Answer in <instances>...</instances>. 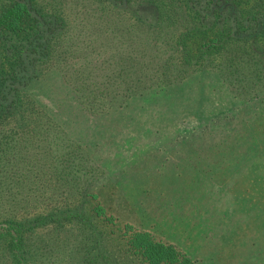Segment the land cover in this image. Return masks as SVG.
Instances as JSON below:
<instances>
[{
	"label": "trees",
	"instance_id": "1",
	"mask_svg": "<svg viewBox=\"0 0 264 264\" xmlns=\"http://www.w3.org/2000/svg\"><path fill=\"white\" fill-rule=\"evenodd\" d=\"M79 1L0 0V264H201L149 230L113 236L84 149L120 120L177 124L207 72L263 89L264 0Z\"/></svg>",
	"mask_w": 264,
	"mask_h": 264
},
{
	"label": "rangeland",
	"instance_id": "2",
	"mask_svg": "<svg viewBox=\"0 0 264 264\" xmlns=\"http://www.w3.org/2000/svg\"><path fill=\"white\" fill-rule=\"evenodd\" d=\"M60 1L73 6V0ZM205 76L202 106L191 101L196 86L189 87L183 96L192 106H173L185 117L172 127L151 121L126 128L120 120L99 136V146L86 147L87 166L102 173L93 188L116 216L109 227L113 236L145 229L201 264H264V88H252L249 98L244 92L234 96L216 75ZM47 89L41 83L32 91L44 96ZM159 99L154 91L142 100ZM157 127L161 133H155ZM76 130L82 133L81 126ZM71 169L74 174L75 166ZM49 176L46 185L52 188L55 177Z\"/></svg>",
	"mask_w": 264,
	"mask_h": 264
}]
</instances>
